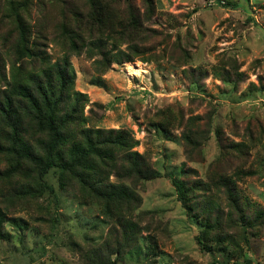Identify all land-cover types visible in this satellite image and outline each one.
Wrapping results in <instances>:
<instances>
[{"label":"rangeland","instance_id":"rangeland-1","mask_svg":"<svg viewBox=\"0 0 264 264\" xmlns=\"http://www.w3.org/2000/svg\"><path fill=\"white\" fill-rule=\"evenodd\" d=\"M49 1L34 0L31 23L35 30L45 24L46 49L57 61L64 52L50 41L57 9ZM132 1L144 26L133 60L113 61L98 70L99 56L82 53L70 59L76 72L73 91L88 98L86 124L128 130L139 142L133 149L145 153L162 174L134 183L143 196L138 211L148 231L126 250L120 264H264V218L250 229V243L242 250L227 243L206 251L196 240L201 221L186 212L167 175H178L181 168L186 173L180 176L188 182L234 175L243 197L254 203L248 208L251 217L255 208L264 210V0H152V14L146 13L147 0ZM6 2L0 0V55L9 74L18 32L4 15ZM218 69L230 72L232 81L215 75ZM160 115L173 119L164 133L152 125ZM187 124L202 141L198 145L185 144ZM238 142L247 143L243 153L234 147ZM57 176L58 169L52 168L45 177L55 192L25 203V208L15 205L6 211L0 201L7 215L1 226L0 264H83V250L107 236L109 227L100 221L99 208L83 205L75 190H61ZM5 185L0 181V189ZM207 194L222 203L224 213L229 211L224 192L213 188ZM195 197L205 200L200 190ZM57 217L58 222H50ZM225 232L238 234L226 223L220 237Z\"/></svg>","mask_w":264,"mask_h":264},{"label":"trees","instance_id":"trees-1","mask_svg":"<svg viewBox=\"0 0 264 264\" xmlns=\"http://www.w3.org/2000/svg\"><path fill=\"white\" fill-rule=\"evenodd\" d=\"M33 2L8 0L5 6L4 15L12 18L18 38L13 41L9 74L0 55V181L6 184L0 189V201L7 211L15 205L25 208V203L54 193L45 177L57 168L59 188L75 190L83 205L98 207L100 221L109 227L100 244L83 250V264H120L126 250L148 231L138 211L143 196L134 183L162 174L145 153L133 149L139 142L128 130L86 124L83 110L88 98L83 92L73 91L76 72L70 59L82 53L89 58L99 56L95 60L98 70L109 68L113 61L133 60L140 51L143 22L132 0H50L51 7L57 9L50 41L64 52L59 60L52 61L46 49L45 24L35 30L31 23ZM122 3L126 5L123 10ZM154 7V2L147 0L146 13L152 14ZM3 38L8 40L7 36ZM123 43H127L126 49L121 47ZM215 75L232 81L226 70H215ZM172 120L160 115L152 125L164 133L174 125ZM188 121L195 123L193 118ZM182 137L191 146L202 142L188 124ZM234 147L243 153L247 143H234ZM185 173L181 168L178 175H167L186 212L201 221L202 228L196 235L199 246L210 252L231 243L242 250L250 243V229L264 218V210L255 208L251 217L248 208L254 203L243 197L234 175L221 174L215 180L212 174L210 182H188L180 176ZM213 188L225 193L227 213L219 200L207 194ZM196 190L201 191L204 202L194 198ZM196 211L202 214H194ZM6 217L0 208V234ZM58 221L57 217L50 222ZM225 223L238 234L225 232L220 237Z\"/></svg>","mask_w":264,"mask_h":264},{"label":"bare ground","instance_id":"bare-ground-1","mask_svg":"<svg viewBox=\"0 0 264 264\" xmlns=\"http://www.w3.org/2000/svg\"><path fill=\"white\" fill-rule=\"evenodd\" d=\"M130 68H131V67H130ZM131 69H132V68H131ZM131 69H130V70H131Z\"/></svg>","mask_w":264,"mask_h":264}]
</instances>
